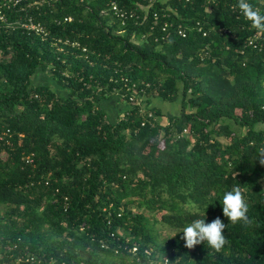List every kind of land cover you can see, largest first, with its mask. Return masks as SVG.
Masks as SVG:
<instances>
[{"label":"trees","instance_id":"1","mask_svg":"<svg viewBox=\"0 0 264 264\" xmlns=\"http://www.w3.org/2000/svg\"><path fill=\"white\" fill-rule=\"evenodd\" d=\"M109 1L29 8L47 38L0 30V264H264V33L238 0H168L118 33L101 12ZM250 3L264 13V0ZM255 33L260 49L246 45ZM41 71L60 89L32 84ZM115 89L144 90L147 110L134 102L112 121L100 104ZM152 97L180 99L181 111L164 114ZM233 187L248 225L223 215ZM204 214L226 225L218 252L184 246L183 227Z\"/></svg>","mask_w":264,"mask_h":264},{"label":"built area","instance_id":"2","mask_svg":"<svg viewBox=\"0 0 264 264\" xmlns=\"http://www.w3.org/2000/svg\"><path fill=\"white\" fill-rule=\"evenodd\" d=\"M52 0H0V30H6V31H14V30H22L23 32H29V33H36L38 35L43 36L44 38H47L49 36L50 32L45 29L44 25L40 22L34 21V16L29 13V8L36 7L37 9L43 7L45 3L48 2L51 3ZM168 0H134L132 3V6L129 8H126L124 5H120L119 1L116 0H110L107 2V5L101 10L103 15L105 17H108L109 25H114V28L117 30L118 33H123L130 27V21L135 22H145L149 19L151 14V7L155 4L165 3ZM250 3V0H248ZM88 10H91V7H87ZM162 9H167L169 12L164 13V16H171V13L177 14L176 10H174L170 5H165L162 7ZM154 19L159 20L160 12L155 11L153 13ZM59 18V17H58ZM74 19L72 15L64 16L63 19L59 18L56 19L57 23H63V22H71ZM141 23V24H142ZM169 21L163 24V30L168 29ZM116 24V25H115ZM137 24V23H136ZM152 29V27H151ZM178 33L182 36H186L187 31L184 30L181 26L178 29ZM132 37H135L136 32L133 30L131 33ZM143 37L145 35L143 34ZM258 35L255 33L253 36H250L249 39L246 41V45H252L254 48H261V44L257 42ZM158 39V38H156ZM159 40V39H158ZM64 44L66 45H72L77 46L80 48V50L84 53H87L89 50L85 45H83L81 42H76L73 40H62L60 39ZM138 42V41H137ZM130 89V88H129ZM130 93H120L117 91V89L114 90L113 95H119L118 97L123 100L126 103H136L140 107V110L142 112L146 111L147 106L144 103L143 99V92H136L133 90H130ZM129 94V95H128ZM132 108L131 105L129 107ZM131 113V110L127 109L126 113L123 112L121 114V118L125 119L127 118ZM150 115H152L150 113ZM143 125L145 122L142 123ZM188 132V130L185 128L183 132L180 134V136L185 135ZM67 200V199H66ZM65 209H68V203L64 204ZM131 253L137 257L139 260V254H140V248L138 245H134L131 248L127 247ZM145 253L150 254V249H145ZM36 256H27V257H21V261L26 262H36ZM168 260H166V263ZM53 264V263H52Z\"/></svg>","mask_w":264,"mask_h":264},{"label":"clouds","instance_id":"3","mask_svg":"<svg viewBox=\"0 0 264 264\" xmlns=\"http://www.w3.org/2000/svg\"><path fill=\"white\" fill-rule=\"evenodd\" d=\"M238 8L243 16L250 21L252 28L264 33V13L261 12L260 8L253 6L248 0H238ZM259 153V162L264 164V147L259 149ZM221 203L223 215L232 224L243 223L248 225L251 223L248 216L249 205L239 187L224 191ZM199 217L192 219L183 227L184 246L192 249L196 245L206 242L215 251L222 250L229 243L224 234L225 223L220 217H216L209 223L205 222V214Z\"/></svg>","mask_w":264,"mask_h":264},{"label":"crops","instance_id":"4","mask_svg":"<svg viewBox=\"0 0 264 264\" xmlns=\"http://www.w3.org/2000/svg\"><path fill=\"white\" fill-rule=\"evenodd\" d=\"M143 99L146 102L147 96L144 95ZM148 100L149 101L147 103L149 104V106L161 108L164 114L174 115L180 112V106L178 107L174 105V103L176 102L162 100L160 97H152ZM162 101H164L165 103ZM100 105L107 112L108 117L112 121H115L120 118L121 114H123V112L130 107L128 103L121 100L118 96L110 97L108 100H103L101 101Z\"/></svg>","mask_w":264,"mask_h":264},{"label":"rangeland","instance_id":"5","mask_svg":"<svg viewBox=\"0 0 264 264\" xmlns=\"http://www.w3.org/2000/svg\"><path fill=\"white\" fill-rule=\"evenodd\" d=\"M32 84H50V85H52L54 88H58V89H60L59 88V86L57 85V83H55V80L53 79V77H52V75H51V73L49 72V71H47V72H43V71H41V72H39V73H37L35 76H34V78H33V80H32V82H31ZM117 96H119V95H111L110 97H117ZM109 97V98H110ZM109 98H106V99H103V100H108ZM145 98V97H144ZM102 100V101H103ZM163 100V99H162ZM179 101V102H178ZM177 101V103H174V105L175 106H180V111H181V102H180V99ZM162 102H164V101H162ZM165 103V102H164ZM169 104V103H168ZM179 112V111H178ZM264 126V124H259V126L258 127H263ZM5 208L3 207V206H0V210H4ZM163 231H166V233H169L170 235H174L175 234V232L174 231H172V230H168V228H166V229H163Z\"/></svg>","mask_w":264,"mask_h":264}]
</instances>
